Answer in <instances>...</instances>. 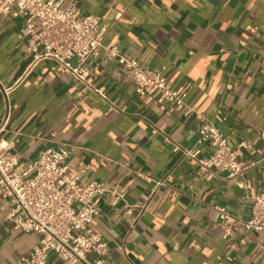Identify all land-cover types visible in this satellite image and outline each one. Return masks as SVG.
<instances>
[{
	"label": "crops",
	"instance_id": "obj_1",
	"mask_svg": "<svg viewBox=\"0 0 264 264\" xmlns=\"http://www.w3.org/2000/svg\"><path fill=\"white\" fill-rule=\"evenodd\" d=\"M109 27L105 42L160 71L186 94L190 112L152 93L138 97L114 59L85 64L91 91L52 61L32 62L20 21L0 0V148L31 163L67 146L82 179L122 188L145 208L137 218L97 200L92 229L107 243L105 263L264 264V231L224 240L215 207L248 219L264 185V0H63ZM211 123L250 166L242 177L205 173L197 127ZM186 151L196 156H187ZM0 192V264H19L38 234L14 229ZM231 244L232 247H228ZM96 260L95 254L88 256ZM47 264H61L49 253Z\"/></svg>",
	"mask_w": 264,
	"mask_h": 264
},
{
	"label": "built area",
	"instance_id": "obj_2",
	"mask_svg": "<svg viewBox=\"0 0 264 264\" xmlns=\"http://www.w3.org/2000/svg\"><path fill=\"white\" fill-rule=\"evenodd\" d=\"M2 9L20 21L19 37L25 40L31 61L49 60L68 70L91 91H97L87 80L85 64L99 56L114 59L119 69L132 79L133 92L147 93L185 113L186 94L173 89L160 71L142 67L135 59L124 56L116 46L105 42L109 27L93 15L81 14L74 6L63 7V0H1ZM8 119L5 114L0 133ZM197 144H208L210 152L198 160L205 173L222 171L226 178L242 177L252 166L241 163L238 149L232 148L221 131L211 123L197 127ZM187 156L196 153L186 151ZM70 149L49 146L24 164L0 148V192L9 208L8 218L14 229L38 234V243L20 258L19 264H47L54 253L61 264L105 263L107 243L92 229L99 212L97 200L120 207L124 214L138 218L145 205L131 202L124 189L108 188L97 179L85 180L69 169ZM264 163V157L259 160ZM221 236L228 240L233 232L251 229L264 231V185L253 195L248 219L231 214L225 207H215ZM228 247H232L228 244ZM95 254L96 260L88 256Z\"/></svg>",
	"mask_w": 264,
	"mask_h": 264
}]
</instances>
